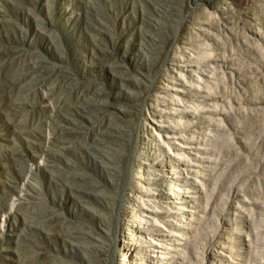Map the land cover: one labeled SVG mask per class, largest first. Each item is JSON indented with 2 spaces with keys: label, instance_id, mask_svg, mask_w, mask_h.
<instances>
[{
  "label": "rangeland",
  "instance_id": "rangeland-1",
  "mask_svg": "<svg viewBox=\"0 0 264 264\" xmlns=\"http://www.w3.org/2000/svg\"><path fill=\"white\" fill-rule=\"evenodd\" d=\"M162 263L264 264V0H0V264Z\"/></svg>",
  "mask_w": 264,
  "mask_h": 264
},
{
  "label": "bare ground",
  "instance_id": "bare-ground-1",
  "mask_svg": "<svg viewBox=\"0 0 264 264\" xmlns=\"http://www.w3.org/2000/svg\"><path fill=\"white\" fill-rule=\"evenodd\" d=\"M151 241H152V240H151ZM158 244H159V243H158ZM158 244H157V245H158ZM157 245H156V243H153V246H155V247H154L155 249H156L157 247H159V246H157ZM152 253H153V252H152ZM156 257H158V256H156ZM154 258H155V257H154ZM166 258H167V257H166ZM157 260H158V259H157ZM162 264H163V263H162Z\"/></svg>",
  "mask_w": 264,
  "mask_h": 264
}]
</instances>
